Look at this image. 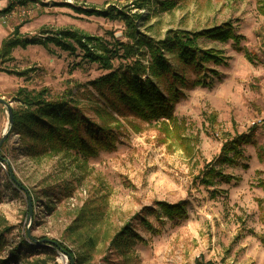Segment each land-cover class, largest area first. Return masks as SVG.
Here are the masks:
<instances>
[{
	"label": "rangeland",
	"instance_id": "rangeland-1",
	"mask_svg": "<svg viewBox=\"0 0 264 264\" xmlns=\"http://www.w3.org/2000/svg\"><path fill=\"white\" fill-rule=\"evenodd\" d=\"M163 1L175 6L162 10ZM0 9L28 12L7 25L0 21V41L15 29L19 39L38 41L0 58V99L15 109L18 89L44 90L66 96L96 123L89 83L106 72L71 39L72 52L49 39L69 31L95 39L88 45L93 51L100 45L113 51L117 41L125 42L124 25L83 11L137 14V30L155 41L169 30L224 24L240 37L238 44L198 40L223 64H206L216 74L206 73L205 86L184 91L174 123H146L107 109L116 141L86 160L64 152L31 157L25 139L10 132L0 145L8 164L0 172V222L8 228L1 257L7 264H52L51 256L24 248L18 260L9 258L23 247L24 235L34 249L51 246L49 240L76 257L85 254L84 264H264V0H0ZM137 57L147 66L146 57ZM0 115L1 141L7 124L1 104ZM240 135L251 142L237 144L239 156L223 151ZM157 203H182L185 215L169 220ZM122 227L136 238L118 252L109 242ZM71 261L54 253L56 264Z\"/></svg>",
	"mask_w": 264,
	"mask_h": 264
},
{
	"label": "trees",
	"instance_id": "trees-1",
	"mask_svg": "<svg viewBox=\"0 0 264 264\" xmlns=\"http://www.w3.org/2000/svg\"><path fill=\"white\" fill-rule=\"evenodd\" d=\"M159 6L162 10H169L175 3L163 1ZM137 8L140 9L141 5H137ZM83 13L118 20L124 25L125 42L117 41L115 44L117 48L113 51L103 45H100L98 51H93L88 45L95 39L69 31H61L57 34L58 37L49 39L56 47L72 52L74 48L68 41L71 39L82 49L83 56L88 62L99 64L106 72L89 83L96 94L93 98L99 123L84 117L80 108L66 96L53 97L44 90L34 92L18 89L13 97L17 107L12 109L13 125L10 132L25 139L26 152L31 157L64 152L86 160L99 150L112 149L116 138L110 122L115 121V118L107 109L122 117L132 115L146 123L159 121L174 123V107L184 99V91L205 86L206 73L216 74L215 71L207 69L206 64H223L218 52L201 50L198 40L202 38L219 42L231 40L238 44L240 38L233 33L229 24H224L196 32L169 30L164 39L155 41L137 30L136 21L139 19L137 14L129 16L115 9L85 10ZM17 35L15 29L11 36L1 41L0 58L8 57L12 49L18 46L38 44V41L21 40ZM139 53L142 58L146 57L147 66L136 58ZM114 60H119L116 68L113 66ZM250 142L249 136L240 135L234 141L225 143L223 151L232 150L235 156H239L237 144ZM212 172L210 169L206 176ZM157 205L169 220L185 215L182 203ZM145 225L148 226L146 223ZM6 232L8 228H2L0 222V264L8 262L1 257L5 249L3 233ZM135 238L136 235L130 229L122 227L111 238L109 246L115 251L124 252ZM34 242L37 244L39 241ZM34 244L31 246H35ZM22 246L13 249L8 255L9 258L18 260L22 256L21 249L24 248L31 254L51 256L52 264H56L54 262L56 250L64 253L69 263L71 260H74L75 264L88 262L85 254L76 257L59 244L57 246L44 244L36 246L37 249L29 247L25 235ZM85 247H90L89 243Z\"/></svg>",
	"mask_w": 264,
	"mask_h": 264
},
{
	"label": "water",
	"instance_id": "water-1",
	"mask_svg": "<svg viewBox=\"0 0 264 264\" xmlns=\"http://www.w3.org/2000/svg\"><path fill=\"white\" fill-rule=\"evenodd\" d=\"M0 104L5 108V113H6V117H7V124H6V127H5L4 131H3L2 139L0 141V145H1L3 140L6 138V136H8V134L11 131V128H12V125H13V115H12V108H11V106H10V104L8 102H5L3 99H0ZM10 178L12 179L13 184L16 187L21 188L20 184L13 178V176L11 174H10ZM44 242L47 243V244H50L51 246L52 245L53 246H57V244L55 242H52V241H49V240H45ZM72 263L73 262L71 261V264Z\"/></svg>",
	"mask_w": 264,
	"mask_h": 264
},
{
	"label": "built area",
	"instance_id": "built-area-1",
	"mask_svg": "<svg viewBox=\"0 0 264 264\" xmlns=\"http://www.w3.org/2000/svg\"><path fill=\"white\" fill-rule=\"evenodd\" d=\"M2 10L0 9V21L2 24L7 25L8 21L16 19L19 17H24L28 15V12H25L23 10L18 11L17 9L11 10L9 12H1ZM8 167L7 160L0 158V172H6Z\"/></svg>",
	"mask_w": 264,
	"mask_h": 264
},
{
	"label": "crops",
	"instance_id": "crops-1",
	"mask_svg": "<svg viewBox=\"0 0 264 264\" xmlns=\"http://www.w3.org/2000/svg\"><path fill=\"white\" fill-rule=\"evenodd\" d=\"M4 38V37H3ZM3 38L1 39V41L3 40ZM1 41H0V43H1ZM4 122H5V120L4 121H2V119H1V115H0V131L2 130V128H4Z\"/></svg>",
	"mask_w": 264,
	"mask_h": 264
}]
</instances>
